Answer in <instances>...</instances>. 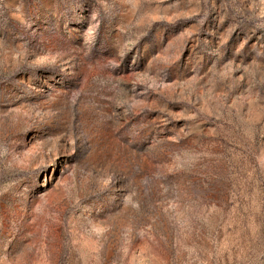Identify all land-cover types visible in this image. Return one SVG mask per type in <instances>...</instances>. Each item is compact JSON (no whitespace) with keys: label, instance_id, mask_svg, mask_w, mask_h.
<instances>
[{"label":"rangeland","instance_id":"1","mask_svg":"<svg viewBox=\"0 0 264 264\" xmlns=\"http://www.w3.org/2000/svg\"><path fill=\"white\" fill-rule=\"evenodd\" d=\"M0 264H264V0H0Z\"/></svg>","mask_w":264,"mask_h":264}]
</instances>
